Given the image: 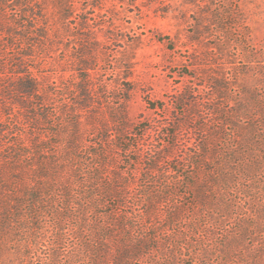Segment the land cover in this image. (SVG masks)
Returning <instances> with one entry per match:
<instances>
[{"label":"rangeland","instance_id":"rangeland-1","mask_svg":"<svg viewBox=\"0 0 264 264\" xmlns=\"http://www.w3.org/2000/svg\"><path fill=\"white\" fill-rule=\"evenodd\" d=\"M263 93L264 0H0V160L22 152L30 169L44 159L62 166L59 183H45L50 214L39 220L32 190L0 193L2 203L11 195L24 203L3 259L20 227L33 264L54 250L80 253L92 237L74 212L86 174L100 191L127 194L122 204L104 195L94 213L139 205L157 211L159 228L170 211L182 213L170 236L159 233L158 253L132 264H264V134L243 130ZM205 142L215 149L201 153ZM72 143L83 164L67 163ZM68 177L73 202L51 186L65 188Z\"/></svg>","mask_w":264,"mask_h":264},{"label":"trees","instance_id":"trees-1","mask_svg":"<svg viewBox=\"0 0 264 264\" xmlns=\"http://www.w3.org/2000/svg\"><path fill=\"white\" fill-rule=\"evenodd\" d=\"M255 111L257 110L256 118L253 116L249 119L253 121V125L249 126L247 132H250L251 136H257L261 134H264V93L263 97H259L258 95H255L252 99ZM244 109H242L243 111ZM261 120V121H259ZM242 122V126H243ZM234 126V129L238 128V126L234 123H232ZM259 126L262 127L260 130ZM259 128V130H258ZM214 135L219 136V132H214ZM236 135L235 132H232V138H234ZM227 140V139H226ZM235 142V141H234ZM261 142H263L262 145H264V137L261 139ZM208 142H205V145L201 149V153H208L209 146L215 149L214 144H211ZM71 147H73L72 151L74 152L73 155L70 154L68 157V164L70 161H76L75 156L77 158V162L83 164L85 161L84 159L79 157L80 148L78 146H75V144H71ZM238 147V146H237ZM240 147V146H239ZM45 150V149H42ZM227 150V149H226ZM214 151V150H213ZM211 151V152H213ZM229 151V149H228ZM160 155L162 157L169 158L171 157L170 153H165L164 151H159ZM241 151H233L231 154L234 153V155ZM245 152L248 153V156H250V151L246 150L242 153L244 155ZM22 152L19 154L15 153L14 157H7L5 159L0 160V193L2 192H10L11 190L18 192L22 191H30L34 192L35 199H32L33 207L36 208V218L39 220L41 216L49 215L50 212H48L45 207H48L49 205L45 203L46 198L48 200L52 197L53 194H44V192H47L45 183L49 184L51 181H59L56 180L55 175L60 176L62 170H61V164L57 161V159H53L52 161L43 160L40 164V166L36 169L35 167H32L30 169V157L27 159L26 157H23L21 155ZM214 154H218V151H215ZM229 154V153H228ZM201 159H203L201 157ZM160 158H156L155 163L160 162ZM61 166V167H60ZM156 167L154 165H151L149 167V170H154ZM82 170V169H81ZM78 171L79 172H81ZM78 173H75L74 175L78 176ZM220 174V172H219ZM79 175H81L79 173ZM29 177H34V179H37L35 181L32 180V184L30 183ZM85 176V179H81L79 190V205H77V208H75V218H79L81 228L87 232H90V240H86L82 242V249H80V253L78 255H75L74 257L64 258L62 254L57 250L50 251L48 260L45 264H61L63 262V259L66 260L65 262H69V264H132L133 262H139L142 261L145 257H149L152 254L158 253V246L162 242L161 235L159 234L161 231L164 233L166 232L167 236H170V227L173 225H179L181 224L182 220V213L178 210L176 211H170L168 214H170V217L167 221L165 218V221L162 226H155V217L158 215L157 211L155 209L150 210H144L139 205L136 206L133 209V212L131 214L129 213H115L114 215H109L106 213H94V211L104 208L103 207V199L104 195L106 196H113L116 198L120 204H122L126 198V192L124 190L117 191L116 189H109L107 191H100L95 186V178L91 177V175H81ZM221 176V174L219 175ZM54 177V179H52ZM71 177V176H70ZM50 179V180H48ZM52 179V180H51ZM212 180V181H211ZM210 181L213 182V179ZM222 181V182H220ZM222 177L219 179V181H214V184L223 183ZM59 183V182H58ZM56 185V184H55ZM51 183V186L54 188H57L63 192V195L65 194L68 198V200L73 202V194H72V187L73 183L71 181V178L68 177L67 184L65 185V188L60 187V185L55 186ZM30 186L33 188L30 189ZM52 191V190H51ZM159 193L152 191L150 192V197L153 198H159ZM199 195V193H198ZM203 198V193L200 194ZM3 199L0 198V202ZM208 200L209 203H211V200ZM5 206L4 208V214H1L2 212V205ZM24 207L23 201H21L18 196H8L6 199V202L0 203V264H33L32 257H30V235L26 233V228L20 227L18 229V233H20V241H15L13 243L14 245V252L12 253V258H9L8 261L3 259V255L6 253V255L11 254L10 247L4 246L3 239L7 236V233L14 232V230L11 228L12 224L15 222L20 221L22 217V209ZM121 207V206H120ZM228 210V209H227ZM229 211V210H228ZM96 215L95 222L88 221L89 216ZM78 216V217H77ZM124 217L125 220L124 223H120L118 219L121 217ZM227 216V215H226ZM97 217H99L101 220L105 222V219H109L110 217L112 220H108L103 225H97L94 224L97 222ZM157 220V219H156ZM90 223H93V227L91 229ZM89 226V229H88ZM161 228L165 229L162 230ZM168 229V230H166ZM37 230V228H36ZM115 230H121V232H129L131 238L133 241H127L126 238L123 240L121 237H119L118 233ZM154 232V234H152ZM191 231L190 229L185 230L186 234H189ZM11 234V233H10ZM111 239H119L117 241V254L111 256V260L107 261L110 247H107V245L110 244ZM237 239V238H236ZM236 240H234L235 242ZM59 245H57L58 247ZM8 247V248H7ZM7 248V251H6ZM24 249L27 253H24L22 251ZM88 254V256H87ZM87 260V262H86Z\"/></svg>","mask_w":264,"mask_h":264}]
</instances>
